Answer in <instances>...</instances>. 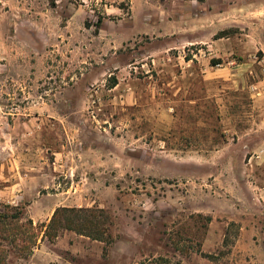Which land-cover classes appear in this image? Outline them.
Listing matches in <instances>:
<instances>
[{
  "label": "rangeland",
  "instance_id": "374dc122",
  "mask_svg": "<svg viewBox=\"0 0 264 264\" xmlns=\"http://www.w3.org/2000/svg\"><path fill=\"white\" fill-rule=\"evenodd\" d=\"M55 1L0 0V264H241L264 0Z\"/></svg>",
  "mask_w": 264,
  "mask_h": 264
},
{
  "label": "crops",
  "instance_id": "0c3cea01",
  "mask_svg": "<svg viewBox=\"0 0 264 264\" xmlns=\"http://www.w3.org/2000/svg\"><path fill=\"white\" fill-rule=\"evenodd\" d=\"M55 2L57 4L59 3L58 0ZM31 4L33 7V2H31ZM27 7H30V5L27 4ZM58 8H60V6ZM240 230H241V232H240V235H239L238 240H237L236 245H235V254L236 255H237V253L240 254L241 264H245V263L250 264V261H247L248 257L251 259V262H253V263L264 264V244H262V243L257 244V242L254 238L255 232L253 231V229L241 228ZM261 248H262L263 252H261V254H259L258 258H254L253 257L254 251L260 250ZM236 249H238V250H236Z\"/></svg>",
  "mask_w": 264,
  "mask_h": 264
},
{
  "label": "trees",
  "instance_id": "16d2710c",
  "mask_svg": "<svg viewBox=\"0 0 264 264\" xmlns=\"http://www.w3.org/2000/svg\"><path fill=\"white\" fill-rule=\"evenodd\" d=\"M100 23H102V20L100 19V21H99ZM99 26H100V24H98L96 27H97V30L96 31H98V29H99ZM226 34H221V35H217V39L218 38H222V37H224ZM115 85V84H114ZM62 211H68V210H66V209H59V210H57L56 212H55V214H54V216H53V218H52V221H51V224L52 223H54V221L56 220V218H57V216H58V213L59 212H62ZM85 211H87V210H85ZM80 212H82V211H80ZM96 238L95 239H98L99 238V236H95Z\"/></svg>",
  "mask_w": 264,
  "mask_h": 264
}]
</instances>
